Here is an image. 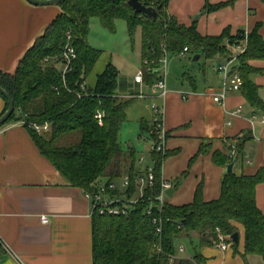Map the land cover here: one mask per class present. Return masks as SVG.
<instances>
[{"label":"trees","instance_id":"trees-1","mask_svg":"<svg viewBox=\"0 0 264 264\" xmlns=\"http://www.w3.org/2000/svg\"><path fill=\"white\" fill-rule=\"evenodd\" d=\"M141 1L148 6L161 5L158 14L136 12L130 0H61L58 3L61 12L26 50L16 70H0V84L15 100V110L5 124L22 117L38 123L50 122L51 131L45 133L25 126L42 153L65 178L85 190L95 191L104 179L114 181L129 173L132 177L130 193L133 194L135 179L143 172L136 166L134 153L127 159L120 141V130L128 120L127 108L135 97L127 99L119 95L118 67L110 61L98 73L94 85L87 83L83 87L101 55V50L89 42L93 18H99L112 32L117 29V20L125 19L132 40L141 26L143 67L146 60L159 66L166 53L178 55L186 46L188 52H196L207 59L227 58L230 55L227 41L235 44L246 36V30L233 34L229 27L221 34H203L196 21L182 23L167 10L170 0ZM234 1L207 2L204 9L213 11ZM68 31L73 33L77 56L64 77L53 61L47 62L46 58L61 55ZM247 38V47L239 56L238 64L244 77L242 90L252 105L264 109L260 86L252 78L253 73L261 70L249 62L264 59V36L259 24L247 33ZM2 95L6 98V111L9 101ZM98 111L104 112L102 122L96 116ZM142 129L153 132L145 122ZM242 149L239 144L238 150ZM204 150L205 145L199 154ZM167 155L153 152L155 184L145 189L127 213L94 212V264H168L171 257L178 254V239L186 238L194 244V238L198 237L202 245H214L218 228L233 234L239 226L245 228L242 257L245 259L250 254L264 257V212L257 202V186L264 182V165L253 174L227 172L218 198L206 200L201 182L192 201L183 204L167 201L159 206L155 197L162 188V167ZM234 158L222 152L214 154L215 161L220 164L233 162ZM194 159L195 156L192 161ZM159 226L161 232H158ZM237 245L233 243L235 251ZM0 251H5L1 241ZM193 257L198 262L205 260L197 250ZM172 264L195 263L186 256H177Z\"/></svg>","mask_w":264,"mask_h":264},{"label":"crops","instance_id":"crops-1","mask_svg":"<svg viewBox=\"0 0 264 264\" xmlns=\"http://www.w3.org/2000/svg\"><path fill=\"white\" fill-rule=\"evenodd\" d=\"M226 1L229 0H170L167 10L182 23L196 21L203 34H221L227 27L233 34L242 29L248 33L259 24L264 36V0H235L213 11L204 9L207 2ZM171 4H175L173 9L169 8ZM61 10L59 4L0 0V70L14 72L26 50ZM199 12L202 14L195 19ZM227 44L228 48L233 45L228 41ZM194 57L192 61H196ZM223 59L209 58L214 63L212 73L208 74L205 66L198 74L185 72L180 85L170 84L168 80L166 97L158 90L153 91L158 104L165 106L168 142L164 153L168 155L162 176L173 184L174 191L168 201L174 204L192 201L201 182L206 200L220 196L231 162H216L215 152L232 156L231 150L236 146L237 174H253L264 165V109L252 105L242 89L231 92L223 105L214 102L210 94L220 87L216 64ZM249 62L261 70L253 73L252 78L259 84L264 101V59ZM183 91L190 92L188 98L183 97ZM118 92L124 97L119 87ZM6 105V98L0 93V116ZM238 106H242L238 116L232 117L226 111ZM154 113L153 125L158 117ZM260 113L262 117L257 116ZM229 119L232 123H228ZM143 122L153 129L152 123ZM239 144L242 151L238 150ZM203 145L205 150L199 154ZM257 202L264 212V182L257 186ZM42 214L48 215V223L42 221ZM93 219L94 206L86 190L65 178L42 153L30 130L17 121L3 125L0 128V240L5 251H0V264H94ZM205 246L217 249L222 256L217 261V254L201 251L209 264H245L240 261L243 251L239 258L234 256V246V251L231 248L226 252L214 245Z\"/></svg>","mask_w":264,"mask_h":264},{"label":"rangeland","instance_id":"rangeland-1","mask_svg":"<svg viewBox=\"0 0 264 264\" xmlns=\"http://www.w3.org/2000/svg\"><path fill=\"white\" fill-rule=\"evenodd\" d=\"M174 6L175 4H171L169 8H174ZM199 14H202V12L197 13L194 18L199 19L197 18V15ZM116 26V31L112 32L102 25L99 18L96 17L92 19L89 42L92 46L101 50V55L89 73L87 82L90 85H94L98 73L102 72L111 61L119 69V91L124 98L128 99L133 95V93L138 91H142L146 94L143 97L136 98L135 96L133 102L129 104L127 108L128 120L124 123L120 130V141L126 152L127 159H129V155L134 153L136 166L139 169L142 168V170H146L148 167H155L153 152L156 150L152 135L148 130L142 129V123L143 121H146L149 125H151L155 116L153 104L159 103V101L153 97L154 87L151 85L158 75L157 66H148L145 73L146 82L136 83L135 75L142 67L141 26L136 30L134 40L130 37L128 24L125 19H118ZM229 48L232 50L233 45L229 46ZM195 55L196 52H189L185 57L169 55L167 78L170 81V84L180 85L185 72L198 74L199 70L203 69L205 66H207L206 69L208 74L213 72V61L211 62L209 59H206L205 56L199 60L192 61V58ZM201 79H204L203 74H201ZM201 79L200 81H202ZM257 116L262 117L261 113L257 114ZM153 135L155 134L153 133ZM259 135H261V133H259ZM158 152L165 154L162 151ZM124 180V175L116 178L115 180L117 183V189L119 190L118 198H121V200L124 196H126L121 193V191H123ZM137 196L139 195L135 193L132 195L133 198H136ZM128 198L129 195L128 197H124L123 200L126 201ZM168 198L171 197L168 195ZM124 201H120V204H123ZM243 227L244 226H239V230L242 233L240 243L237 245L238 250L234 252V256L237 258H239V254L244 251ZM177 244H184L186 247L185 254L188 255L195 253L197 250L210 255L217 254V261L221 256L217 249H211L202 245L198 237L194 238V244L186 238L178 239ZM2 249H5L3 244ZM240 261H243L245 264H264V257L258 254H250L247 258H243Z\"/></svg>","mask_w":264,"mask_h":264},{"label":"built area","instance_id":"built-area-1","mask_svg":"<svg viewBox=\"0 0 264 264\" xmlns=\"http://www.w3.org/2000/svg\"><path fill=\"white\" fill-rule=\"evenodd\" d=\"M248 38H247V32L246 36L238 43L233 44V49L230 50V55L227 58H224L222 61L218 62L216 64V70L221 76V84L218 90L212 91L210 94L212 96V99L214 102L219 104H225L226 100L231 92L234 91H240L244 85V77L238 67L239 64V56L244 52V50L247 47ZM189 51V47L186 46L179 55L185 56ZM77 56V49L74 45V36L71 31L67 32V38L64 45V50L62 51L61 55L59 57H47L46 61L50 62L53 61L55 66H57L63 73L64 77L67 72H69L72 69V63L74 58ZM168 58L169 54L166 53L163 58L161 59V63L159 66H157V77L153 81L151 85H153L154 90H158L159 94L162 97H166L169 92V86H168ZM145 67H141V69L137 72L135 75V80L139 83L146 82L145 79V73L148 66H154L153 64H150L149 60L145 61ZM88 82L85 81L83 83V87L86 86ZM184 98H188L190 95V92L183 91L182 92ZM146 94L142 91L133 94V96L137 97H143ZM154 111L158 114V117L154 121L153 125V133L152 137L154 139L155 143V150L156 151H162L166 152L167 150V140H168V129L165 125L164 121V114H165V106L163 104H153ZM226 111L232 116H238L242 111V106H238V108L234 110L226 109ZM97 118L102 122L104 117L103 111H98L96 114ZM262 121L264 122V116L262 118ZM24 125H29L31 128L36 130L39 133H45L51 131V123L45 122V123H38L33 121H28L25 117H22L19 121H17ZM228 123H232V120L229 119ZM237 154V147L233 146L231 150V155L234 157ZM125 176V180L123 182V193L124 197L129 198L124 201V197L118 198V189H117V183L116 179L114 181L104 180L99 183L97 186V189L95 191H89L86 190L87 196L92 200L93 206H94V212H98L100 214H119V213H127L129 211V208L132 206L134 202H136L139 199V196L143 195L145 192V189L148 187H153L155 184V170L152 167H148L146 170H143V172H140L136 179V190L135 194H138L136 198H133L132 193H130V187L132 184V177L129 173L123 174ZM173 186L172 182L167 180L163 177L162 180V188L160 193H158L155 197V201L159 206H164L168 201V193L167 189L171 188ZM132 194V195H131ZM120 201H124L123 204H120ZM151 212V210H150ZM42 221L44 223L49 222V217L47 214H42L41 216ZM162 231V227H158V232ZM1 241V240H0ZM2 242V241H1ZM234 239L232 237V234H226L224 233L220 228H218V239L215 241L214 246L219 248L221 251L226 252L230 250L233 246ZM3 244V243H2ZM4 245V244H3ZM159 250H161V246H159ZM186 247L184 244L179 245L178 254L171 257V261L168 264H172V260L174 257L177 256H186L190 258L195 264H209L206 260H203L201 262H198L193 255H185ZM184 254V255H183Z\"/></svg>","mask_w":264,"mask_h":264},{"label":"water","instance_id":"water-1","mask_svg":"<svg viewBox=\"0 0 264 264\" xmlns=\"http://www.w3.org/2000/svg\"><path fill=\"white\" fill-rule=\"evenodd\" d=\"M29 1L38 5H48V4H58L61 0H29ZM130 3L136 12L148 14L151 16L158 14V10L161 8V5H159L158 7L154 5L148 6L144 4L141 0H130ZM200 15L201 14L197 15V18H199ZM199 58H200V54H197L195 55L194 60H198ZM0 91L2 92V94H4L7 97L9 101V108L2 114V116H0V128H1L10 118V116L13 114L15 110V100L1 84H0ZM234 165H235L234 161L229 163L227 172L234 171ZM173 191H174V187L167 189L168 195L171 196ZM240 236H241L240 230H237L232 234L235 243L237 244L240 243L241 240Z\"/></svg>","mask_w":264,"mask_h":264}]
</instances>
